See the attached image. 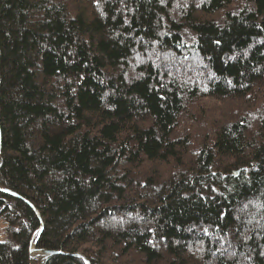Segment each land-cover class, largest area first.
<instances>
[{
  "label": "trees",
  "instance_id": "16d2710c",
  "mask_svg": "<svg viewBox=\"0 0 264 264\" xmlns=\"http://www.w3.org/2000/svg\"><path fill=\"white\" fill-rule=\"evenodd\" d=\"M261 88L264 0H0V264H264Z\"/></svg>",
  "mask_w": 264,
  "mask_h": 264
},
{
  "label": "rangeland",
  "instance_id": "374dc122",
  "mask_svg": "<svg viewBox=\"0 0 264 264\" xmlns=\"http://www.w3.org/2000/svg\"><path fill=\"white\" fill-rule=\"evenodd\" d=\"M177 4L183 3L185 0H176ZM188 1V0H187ZM197 3V1H192ZM196 64V63H195ZM261 88L260 92L253 97L259 100L255 103V107L246 111L247 116L252 119L253 123H257L259 118H264V100ZM238 104L233 103L230 100H219L216 98H200L190 103L186 113L183 116L182 124L176 131V137H186L188 134H192L194 137V143L198 146L207 139V137L215 131V126H219L222 122L227 121L228 117H232L237 111ZM242 109V107H241ZM243 111V109H242ZM242 113V112H240ZM199 148V147H197ZM196 148V149H197ZM171 170V169H170ZM165 171L163 175H167ZM5 224L0 220V240H5ZM35 243V242H34ZM34 243L31 246V254L33 256L42 255L41 251H35Z\"/></svg>",
  "mask_w": 264,
  "mask_h": 264
},
{
  "label": "water",
  "instance_id": "95a60500",
  "mask_svg": "<svg viewBox=\"0 0 264 264\" xmlns=\"http://www.w3.org/2000/svg\"><path fill=\"white\" fill-rule=\"evenodd\" d=\"M1 139H2V135H1V129H0V154H1V150H2ZM236 174H237V172H236ZM34 245H35V243H34ZM35 251H41L42 254H46V255H51V254L55 253L54 251L37 250V249H35ZM87 264H89V262H87Z\"/></svg>",
  "mask_w": 264,
  "mask_h": 264
},
{
  "label": "bare ground",
  "instance_id": "6f19581e",
  "mask_svg": "<svg viewBox=\"0 0 264 264\" xmlns=\"http://www.w3.org/2000/svg\"><path fill=\"white\" fill-rule=\"evenodd\" d=\"M42 255H46V254H42Z\"/></svg>",
  "mask_w": 264,
  "mask_h": 264
}]
</instances>
